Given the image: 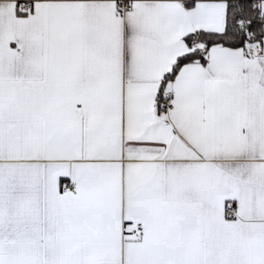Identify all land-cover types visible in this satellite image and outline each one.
<instances>
[{"label":"snow or ice","instance_id":"6c2138e0","mask_svg":"<svg viewBox=\"0 0 264 264\" xmlns=\"http://www.w3.org/2000/svg\"><path fill=\"white\" fill-rule=\"evenodd\" d=\"M0 264H264V0H0Z\"/></svg>","mask_w":264,"mask_h":264}]
</instances>
